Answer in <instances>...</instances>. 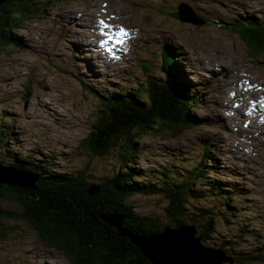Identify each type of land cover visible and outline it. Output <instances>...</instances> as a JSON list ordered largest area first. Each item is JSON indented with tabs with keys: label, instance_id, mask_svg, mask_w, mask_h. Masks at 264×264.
Wrapping results in <instances>:
<instances>
[{
	"label": "rangeland",
	"instance_id": "374dc122",
	"mask_svg": "<svg viewBox=\"0 0 264 264\" xmlns=\"http://www.w3.org/2000/svg\"><path fill=\"white\" fill-rule=\"evenodd\" d=\"M181 4L191 8L179 10ZM175 9L183 20L194 18L197 23L180 22ZM96 12L110 27V37L105 39H110L111 45L103 41L100 53L88 47L84 32L92 22L89 16L97 20ZM39 13L13 29L11 35L22 41L21 47L0 46V115L12 125L8 130L17 135L14 138L7 133L0 142L3 167L10 168L13 159V164L33 159L44 162L40 165L46 163L48 171L81 177L90 186L107 183L111 174L122 172L121 145L125 140L106 157L92 153L90 137L106 102L101 103L86 86L106 98L116 87L134 93L136 81L146 84V77L158 76L162 69L159 56L167 46L177 44V54L170 55L180 65L184 87L187 84L182 78L198 97L196 109L191 106L187 111H193L196 124L183 134L165 130L144 134L134 141L142 153L130 165L141 172L176 166L183 175L204 155L202 146L211 143L214 151L203 158L202 169L210 173L214 167L219 173L211 171L210 177L222 183L223 189L236 187L241 195L225 201L228 207H224V214L219 207L225 204L217 199L210 197L208 203L196 200L191 204L193 217L205 215L202 207L211 211L209 217L215 224L208 246L224 248L223 242L232 241L236 246L229 244L235 251L238 248L264 257V120L250 118L264 116V111L260 114L256 108V104L264 108V53L251 57L239 34L228 25L234 18L263 17L264 0H51L40 6ZM74 16H79L78 24L69 19ZM200 21L203 26H198ZM121 30L126 35H121ZM102 31L93 30L97 33L93 34L97 38L91 37L93 44H102ZM200 59L209 77V73L200 76L197 66L199 73L188 67L199 65ZM154 64L158 74L154 69L144 70ZM258 84L263 85L259 95L248 89ZM141 102L148 105L146 98ZM109 107L116 112L110 102ZM215 152L221 156L219 161ZM174 159L182 164L172 163ZM216 162H220L218 168ZM207 181L211 182L209 176ZM202 191L208 188L203 186ZM166 201L161 196H134L125 204L137 217L154 218L169 226ZM0 209L22 211L17 196L0 198ZM234 211L239 213L233 217L226 214ZM36 233L24 222L0 219V264H71L62 254L67 248L64 239L42 242ZM234 234L237 237L233 238ZM253 264H264V259Z\"/></svg>",
	"mask_w": 264,
	"mask_h": 264
},
{
	"label": "trees",
	"instance_id": "16d2710c",
	"mask_svg": "<svg viewBox=\"0 0 264 264\" xmlns=\"http://www.w3.org/2000/svg\"><path fill=\"white\" fill-rule=\"evenodd\" d=\"M6 1L7 3L0 6V46L19 48V41L11 35L13 29H17L26 19L38 17L40 6L51 0ZM179 12L178 9L174 11L177 16ZM262 16L259 19L251 16L244 21L234 18L228 24L239 34L253 58L259 52L264 53V39H262L264 14ZM166 53L168 54L164 51L159 56L161 71L164 70L167 74L166 82L153 76L146 77V84L136 81L138 88L134 93L116 87L110 89L112 93H108L107 98L95 92L90 86L86 87L91 94L94 93L97 99L101 100V103L106 102L105 110L90 137L93 143L90 146L92 153L95 156L104 157L124 139L121 146L122 172L111 174L107 183L90 186L81 177L72 178L64 173L48 171L46 163L40 165L44 162L35 163L32 159L31 163H27L25 159H21L13 164L16 161L13 159V162H10V168L26 171L38 177V181L35 190L0 185V198L17 196L22 209L20 213L0 209V219L28 224L37 230L36 234L41 237L42 242H51L55 237L64 239L67 242V248L65 250L63 248L64 252L60 253L65 255L71 264H151L144 258L140 249L135 247L128 238L121 237L105 219L113 215L120 216L122 227L134 236L159 234L166 225L154 218L137 217L125 201L134 196H161L168 201L165 212L169 225L177 228L183 224L193 223L198 230L197 235L201 238V243L207 245L209 239L211 240L212 228L215 224L213 218L209 217L211 211L202 207L201 212L205 215L194 219V210H191L194 207H191V204L196 200L208 203L210 197H213L225 204L219 207L221 214H224V207H228L225 201L241 195V191L236 187L223 189L222 183L210 177L211 171L219 173L214 170L215 168H210V173L202 169L205 166L203 158L209 153L212 154L209 148L212 144L208 142L202 146L204 155L199 161L194 162V168L186 169L183 175H180L182 173L179 169H175L178 168L176 166L164 167L159 171L141 172L130 165L142 153L137 150L138 144L134 141L144 134L161 130L170 131L172 135L183 134L191 129L187 127L196 124L191 114L193 111L187 112L191 106L196 109L194 102L191 101L193 96L191 88L182 78V81L187 84L184 87L179 73L180 65L177 66L176 60L172 56H167ZM152 69L155 71V64L144 70ZM28 90L30 91V87ZM143 98L148 100V105L141 102ZM109 102L116 106V112L109 107ZM2 116L1 114L0 142L4 140L7 133L14 138L17 136L16 133L8 130L12 128V125L1 120ZM172 163H178L177 166L182 164L175 159ZM0 165L4 166L2 163ZM208 176L210 181H213H207ZM203 186L208 188L207 192L202 191ZM92 190H94L93 195H91ZM234 212L236 213L226 214L233 217L239 213ZM227 236L226 234L224 238ZM232 237L237 235L234 234ZM229 242L236 246V243L232 241H225L222 245L226 249L219 247L220 245H214V248L208 245L207 247L226 252L225 254L234 260L230 264L234 262L253 264L258 260L263 261L264 257L258 253L253 256L243 253L238 248L235 251V247L230 246Z\"/></svg>",
	"mask_w": 264,
	"mask_h": 264
},
{
	"label": "water",
	"instance_id": "95a60500",
	"mask_svg": "<svg viewBox=\"0 0 264 264\" xmlns=\"http://www.w3.org/2000/svg\"><path fill=\"white\" fill-rule=\"evenodd\" d=\"M4 1L6 0H0V6L4 5ZM181 8L187 9L188 7L183 4L179 7V10ZM184 20L193 24L197 23L194 18L186 17ZM37 181L38 177L32 176L26 171L0 165V185L35 190ZM93 191L91 195H93ZM105 221L116 229L121 237L128 238L135 247L140 249L144 258L151 264L232 263V260L225 256L223 252L218 251L217 255L210 253L216 250L203 245L201 238L197 235V228L189 224H183L177 228L166 226L161 233L150 236H134L122 227L120 216L113 215Z\"/></svg>",
	"mask_w": 264,
	"mask_h": 264
},
{
	"label": "bare ground",
	"instance_id": "6f19581e",
	"mask_svg": "<svg viewBox=\"0 0 264 264\" xmlns=\"http://www.w3.org/2000/svg\"><path fill=\"white\" fill-rule=\"evenodd\" d=\"M181 2V1H180ZM245 4H246V2H245ZM250 4V3H249ZM68 13V15H69V17L72 15V13L71 12H67ZM101 14V13H100ZM98 12H96L94 15H95V17H97V20H93V18H92V16H89L90 17V19L92 20V22L90 23V24H87V27H86V31H84L85 33H86V35H87V37H88V47L92 50H94V52H96V53H100L101 52V50H98L99 48H101V47H103L104 45H105V43H103V41L104 42H106V44L107 45H111V41H110V39L108 40H106L105 38H108V37H110L109 35H110V32H108V29L110 28H108V27H106V28H103V27H101V25H100V23H99V21H101V20H103L104 22H105V24H106V19L105 18H102L101 17V15H100ZM104 15H105V13H104ZM103 15V16H104ZM69 17H65V18H69ZM80 17H81V15H80ZM180 22H182V23H185L184 22V20L182 19V18H180V16H177L176 17ZM69 19H71L73 22H74V24H75V22L76 21H80V20H77V19H79V16H74V17H71V18H69ZM59 20V19H58ZM71 21V22H72ZM98 22V25L96 24ZM77 23V22H76ZM78 24V23H77ZM219 24V23H218ZM198 26H203L202 25V22L200 21L199 22V24H198ZM100 28H103V31L100 29ZM93 30L95 31V32H100V31H102V34H103V40H102V44H99V46H98V44H93L94 42H93V39L91 38V37H93V34H97V33H93ZM248 33V32H247ZM93 38H97V37H93ZM123 38H125V36L124 37H122V39ZM115 39H117V38H115ZM122 39H120V40H122ZM17 40V39H16ZM37 40V39H36ZM80 40V39H79ZM91 40V41H90ZM17 41H19V43L20 44H18L20 47L22 46V41L21 40H17ZM95 41V40H94ZM27 44V43H26ZM119 45V44H118ZM174 46V45H173ZM82 47H83V45H82ZM106 47V46H105ZM108 48V47H107ZM85 49H87V48H85ZM109 49V48H108ZM113 49V48H112ZM170 49H172V50H170ZM176 49H180L178 46H177V44H176V46L174 47V48H171V46H167L166 47V49H165V52H168L169 50L171 51V52H168V54L166 53V55L167 56H171L170 54H177V52H176ZM113 51V50H112ZM116 51V50H115ZM91 52V51H90ZM175 56V55H174ZM105 57V56H104ZM106 58V57H105ZM114 58V57H113ZM173 58V57H172ZM115 59V58H114ZM123 62V61H122ZM192 63V62H191ZM197 63H200L199 65H197L196 63L194 64H191V65H188V67L190 68V66L191 67H194L195 69H196V71L199 73V71H198V69H197V67H199V68H201L200 69V73H199V75L200 76H206L209 72H206L205 71V69H202V66L204 65L203 64V60L202 59H200V60H198L197 61ZM208 63V62H207ZM215 64V63H214ZM217 64V63H216ZM218 65V66H217ZM216 66L217 67H220V65L219 64H217ZM225 65V64H224ZM178 66V65H177ZM197 66V67H196ZM187 67V68H188ZM225 68H226V65H225ZM212 70H216V68H214V69H212ZM164 71V70H163ZM163 71H159L160 73L161 72H163ZM190 71V70H189ZM154 72H156L157 73V70H155ZM166 71H164V73H161V74H158V76H160V75H162V77H161V79L160 80H162V81H164V82H166L167 81V74L165 73ZM174 73L176 74V71H174ZM187 73V72H186ZM189 73H187V75H188ZM192 74V73H191ZM184 75V74H183ZM209 75H210V73L208 74V77H209ZM157 76V77H158ZM156 77V78H157ZM188 77H189V75H188ZM159 78V77H158ZM203 79V78H202ZM195 80V79H194ZM215 81H217V79L215 78L214 79ZM183 81L185 82V83H187L188 84V82H186L184 79H183ZM222 81L223 80H220V82L222 83ZM223 84V83H222ZM210 85V84H209ZM208 85V86H209ZM87 87V86H86ZM261 87H263V85L262 84H258L257 86H255V87H250V88H248V89H251V90H254V92L255 93H258L257 95H259V91H258V89L259 88H261ZM32 88V87H31ZM30 88V89H31ZM189 88H191V89H193V86L189 83ZM89 89V88H88ZM90 91V90H89ZM212 91V90H211ZM91 92V91H90ZM210 92V91H209ZM249 92V91H248ZM253 91H251L250 93H252ZM197 96L196 95H194L193 94V96H192V100L191 101H193V102H196V100H197ZM138 100V99H137ZM249 100V99H248ZM247 100V101H248ZM251 100V99H250ZM229 101V100H228ZM240 101V100H239ZM246 101V100H245ZM258 103V102H257ZM250 105V104H249ZM230 106V105H229ZM262 106V105H261ZM261 106L260 105H257L256 104V108H257V110H258V112L260 113V110H263L264 111V108H261ZM226 107V106H225ZM240 108H242V109H245V107H243V106H239ZM232 108H233V106H232ZM240 108H238V109H240ZM46 110V109H45ZM240 111H242V110H240ZM247 111V110H246ZM25 112V111H24ZM30 112V111H29ZM32 112V111H31ZM34 112V111H33ZM218 112V111H217ZM23 113V112H22ZM27 113V112H26ZM243 113V112H242ZM25 114V113H24ZM28 114V113H27ZM261 114V113H260ZM247 115V114H246ZM222 116H223V114H222ZM250 118H253L254 120H264V116H261V115H252ZM256 127V126H255ZM252 128H253V126H252ZM210 133V132H209ZM210 136V135H209ZM117 146H118V144H117ZM122 146V145H121ZM209 148L211 149V151H214L213 149H212V145L211 146H209ZM109 151V150H108ZM112 152V151H111ZM233 153H236V152H234L233 151ZM109 155V152H108V154L107 155H104V157H106V156H108ZM215 156H216V159H217V161H219L220 160V158H221V156L218 154V152H215ZM220 162H216L214 165L216 166V168H218V164H219ZM211 167V166H210ZM212 168H214V167H212ZM214 171V170H213ZM155 173V172H154ZM196 188V187H195ZM170 226V225H169ZM222 252V251H221ZM210 253H212V254H218V251L216 250L215 252H210ZM224 253V252H223ZM225 254V253H224ZM225 255H227L228 256V258L230 259V260H232V261H234L232 258H230L229 257V255L228 254H225Z\"/></svg>",
	"mask_w": 264,
	"mask_h": 264
},
{
	"label": "snow or ice",
	"instance_id": "6c2138e0",
	"mask_svg": "<svg viewBox=\"0 0 264 264\" xmlns=\"http://www.w3.org/2000/svg\"><path fill=\"white\" fill-rule=\"evenodd\" d=\"M99 23H100L101 27H103V28L107 27V25L105 24V22L103 20L99 21ZM120 34L121 35H126V33L123 30H121Z\"/></svg>",
	"mask_w": 264,
	"mask_h": 264
}]
</instances>
